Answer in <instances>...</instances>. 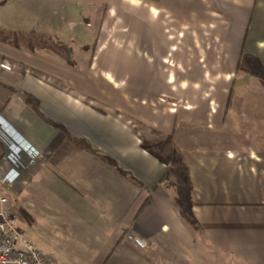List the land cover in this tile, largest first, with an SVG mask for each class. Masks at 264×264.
Returning a JSON list of instances; mask_svg holds the SVG:
<instances>
[{
    "label": "crops",
    "instance_id": "1",
    "mask_svg": "<svg viewBox=\"0 0 264 264\" xmlns=\"http://www.w3.org/2000/svg\"><path fill=\"white\" fill-rule=\"evenodd\" d=\"M1 63L0 176L67 264H264V0H0Z\"/></svg>",
    "mask_w": 264,
    "mask_h": 264
},
{
    "label": "built area",
    "instance_id": "2",
    "mask_svg": "<svg viewBox=\"0 0 264 264\" xmlns=\"http://www.w3.org/2000/svg\"><path fill=\"white\" fill-rule=\"evenodd\" d=\"M0 65L6 70L11 68L8 63ZM21 169L15 163L0 176V264H51L36 243L26 235L18 215L8 207L7 192L14 186ZM135 241L145 247L140 238H135Z\"/></svg>",
    "mask_w": 264,
    "mask_h": 264
},
{
    "label": "rangeland",
    "instance_id": "3",
    "mask_svg": "<svg viewBox=\"0 0 264 264\" xmlns=\"http://www.w3.org/2000/svg\"><path fill=\"white\" fill-rule=\"evenodd\" d=\"M157 148H159L161 153H167L168 154V147H167L166 143L164 145L161 144V146H159ZM174 157H175V159L173 161H175L176 159H179L180 155L177 152H175ZM11 191H12V189L7 192L8 207L17 213L16 206L18 208V205H17L18 202L16 201V199H14L15 197L12 196ZM13 201H14V204H13ZM23 209H25L26 211L29 210L27 205H24ZM48 217L49 216L47 214H44L43 216H41L40 219L34 221V223L31 225V227H30V225H27L26 227H24L26 235L35 241L37 247L39 249H41V251L44 253L46 259L49 260L48 261L49 263H51V264H67V262L64 258L68 259L69 255L64 257L63 253H60V251H55L54 249H52V247L48 248L47 242H46V236H44V234H41L42 230L43 229L47 230L48 226L50 225ZM183 253L185 254V259L187 261H189L190 263H192L195 260V264H227L223 258L222 259L217 258L215 263H213L214 257L212 255H208V256L203 255L204 253H206L205 250H201L200 255H194L193 256L191 250L184 247Z\"/></svg>",
    "mask_w": 264,
    "mask_h": 264
}]
</instances>
